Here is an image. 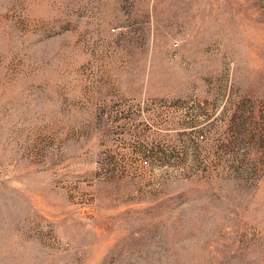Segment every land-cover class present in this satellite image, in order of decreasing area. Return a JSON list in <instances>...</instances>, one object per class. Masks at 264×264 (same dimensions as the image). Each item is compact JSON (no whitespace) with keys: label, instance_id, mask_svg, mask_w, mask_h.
<instances>
[{"label":"rangeland","instance_id":"rangeland-1","mask_svg":"<svg viewBox=\"0 0 264 264\" xmlns=\"http://www.w3.org/2000/svg\"><path fill=\"white\" fill-rule=\"evenodd\" d=\"M0 264H264V0H0Z\"/></svg>","mask_w":264,"mask_h":264}]
</instances>
